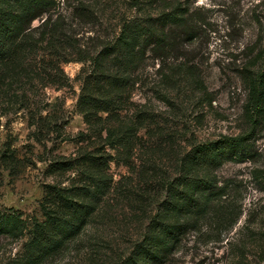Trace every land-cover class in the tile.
<instances>
[{
	"label": "trees",
	"instance_id": "1",
	"mask_svg": "<svg viewBox=\"0 0 264 264\" xmlns=\"http://www.w3.org/2000/svg\"><path fill=\"white\" fill-rule=\"evenodd\" d=\"M62 2L0 0V117L27 107L33 87L65 85L63 64L80 61L76 111L86 128L77 143L94 145L80 148L73 158L49 161L48 174H75L67 185L43 183L39 216L0 210V237L21 242L14 258H20L19 264H39L69 242L85 239L94 220L103 216L108 196L116 193L140 225L116 264H176L180 248L194 236L198 243L223 248L222 264H264L263 208L250 204L245 211L239 185L217 174L227 162H254L259 156L251 138L264 121V26L255 55L260 67L253 71L244 66L241 75L248 132L191 142L172 163L158 155L172 133L132 102L130 94L148 58L165 69L162 76L170 88L184 82L189 90L206 93L193 62L204 18L178 0H131V15L121 18L99 49L90 51L69 32L59 9ZM87 12L82 8L78 15L84 18ZM52 128L57 133L61 129L56 122ZM9 158L4 154L5 167H10ZM111 163L126 166L128 174L114 181ZM251 177L264 193V172L256 168ZM251 248L257 254L250 256Z\"/></svg>",
	"mask_w": 264,
	"mask_h": 264
},
{
	"label": "rangeland",
	"instance_id": "2",
	"mask_svg": "<svg viewBox=\"0 0 264 264\" xmlns=\"http://www.w3.org/2000/svg\"><path fill=\"white\" fill-rule=\"evenodd\" d=\"M130 1L64 0L59 9L66 17L69 32L93 51L113 36L122 17L131 15ZM178 1L206 22L193 61L206 93L189 90L184 82L170 88L162 76L165 69L159 68L158 61L148 58L139 68L130 94L132 102L154 114L155 122L165 132L172 133V141L165 143L163 149L166 156L158 153L164 162L172 163L176 153L187 149L191 142L248 132L244 113L246 87L241 75L244 66L249 65L253 71L260 67V59L255 55L261 49L257 41L264 26V0ZM75 7L80 8L76 11ZM82 8L88 9L84 18L78 15ZM62 67L67 76L65 85L33 87L28 92L27 107L5 111L0 117V210L14 208L26 215L39 216L43 183L60 181L61 185H67L75 174H48L49 161L73 158L80 148L94 146L77 143L78 134L86 128L76 111L83 63L69 61ZM55 122L61 127L59 133L52 128ZM251 139L258 159L227 162L217 174L221 180L230 179L239 185L245 211L250 204L258 211L262 207L261 217L264 193L256 189L259 187L251 174L256 168L264 172V121ZM4 154H10V167H5ZM109 171L114 181L128 174L126 166L115 163L110 164ZM108 197L109 202L102 208L103 216L94 220L85 239L69 242L59 253L39 264H116L119 255L137 237L140 225L133 222L118 194ZM243 220L244 214L233 231ZM189 238L176 255V264H216L217 260L222 264L220 260L226 258L223 248L198 243L195 236ZM17 251H21V242L0 237V264L21 263L20 258H14ZM249 252L250 256L257 254L253 248Z\"/></svg>",
	"mask_w": 264,
	"mask_h": 264
}]
</instances>
